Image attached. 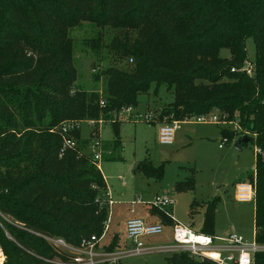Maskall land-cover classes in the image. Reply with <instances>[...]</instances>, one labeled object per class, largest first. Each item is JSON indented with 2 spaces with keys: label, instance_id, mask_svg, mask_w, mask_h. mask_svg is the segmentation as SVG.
Returning <instances> with one entry per match:
<instances>
[{
  "label": "trees",
  "instance_id": "trees-1",
  "mask_svg": "<svg viewBox=\"0 0 264 264\" xmlns=\"http://www.w3.org/2000/svg\"><path fill=\"white\" fill-rule=\"evenodd\" d=\"M82 23L118 31L105 49L129 63L128 70L94 69L96 81L106 78L103 100L73 91L77 74L68 34ZM249 38L255 64L247 73ZM100 43L99 36L91 47L97 52ZM221 49L228 58L219 56ZM161 87L170 99L159 123L218 113L236 119L249 135L255 149L248 174L255 182L254 240L264 245V0H0V212L12 222L0 228L2 264H68L42 237L78 247L101 235L108 209L96 200L106 190L104 179L79 131L73 133L75 150L61 156V138L51 131L63 122L137 109L140 96ZM112 128L119 150V124ZM134 172L161 181L163 167L143 161ZM182 185L178 191L193 188ZM217 205L216 198L206 204L201 233L214 234ZM195 208L193 202L190 212ZM154 210L157 224L172 225ZM120 241L113 236L106 251ZM166 264L213 263L179 253ZM255 264H264V253L256 254Z\"/></svg>",
  "mask_w": 264,
  "mask_h": 264
},
{
  "label": "rangeland",
  "instance_id": "rangeland-1",
  "mask_svg": "<svg viewBox=\"0 0 264 264\" xmlns=\"http://www.w3.org/2000/svg\"><path fill=\"white\" fill-rule=\"evenodd\" d=\"M68 36L73 43V64L77 74L73 91L94 92L103 100L106 78L101 77L96 81L91 70L95 69L96 73H100L111 67L129 69V63L114 60L105 49L120 33L82 23L70 30ZM99 36L100 49L96 52L91 43ZM245 49L247 65L243 70H248L255 64V47L251 38L245 41ZM229 55L226 49L219 51L221 58H228ZM169 99L168 90L164 87L159 88L158 93L151 89L147 95L138 98L140 103L136 111L133 109L129 114L121 113L106 119L93 120V127L85 123L89 120L80 124L79 139L86 143L88 153L95 152L93 146L99 141V170L113 193V199L121 201L110 208V229L100 246L108 245L114 231L118 232L121 241H125L124 224L129 219H139L149 224L160 223V216L155 210L152 211L150 205L157 194H168L172 199L170 214L174 223L190 224L196 232L203 229L206 204L216 198L218 205L214 217V234L223 236L227 233H237L239 231L234 228H241V237L247 242L253 241L251 213L254 202L242 204L234 200L235 184L249 181L248 174L254 170V146L250 143L237 146L243 136L249 135L239 128L236 119L223 126L196 124L195 120L190 119L178 124L171 146H160L157 140L158 129L160 124L166 123V119L159 123L158 118ZM114 122L119 124V150H114L113 147ZM220 130L225 131L227 136L223 137L229 141L221 150L218 148L221 140ZM111 158H121V161H112ZM143 161L150 162L153 167H163L161 181L147 178L137 172L133 174L136 166ZM186 182H191L193 188L178 191L177 187ZM136 201L139 203H134ZM193 202L196 208L190 212ZM239 214L243 215L241 219L237 216ZM143 243L148 248H164L171 245V227L164 225L162 235L145 238ZM169 256L167 253H153L123 257L115 264H166ZM2 259L4 261L0 250V260Z\"/></svg>",
  "mask_w": 264,
  "mask_h": 264
},
{
  "label": "built area",
  "instance_id": "built-area-1",
  "mask_svg": "<svg viewBox=\"0 0 264 264\" xmlns=\"http://www.w3.org/2000/svg\"><path fill=\"white\" fill-rule=\"evenodd\" d=\"M250 69L244 71L250 73ZM91 72L95 73V70L92 69ZM101 105H103L102 102ZM131 112H133V109L128 108L121 111L120 114H129ZM191 119L195 120L196 124H213L220 126L230 124L231 122L228 120L227 116L218 113H210ZM81 123L82 122L74 121L63 122L60 123L55 130L51 131L52 133L57 132L61 138L59 156L65 151L75 150L77 144L73 137V133L79 131ZM85 123H87L88 126H94L91 121ZM178 124L179 122L171 121L160 125L157 134V140L160 146L167 147L173 144ZM237 124H239L238 121ZM228 143L229 141L223 137L220 140L218 148L222 149ZM93 148L95 152L91 153L92 161L99 170L98 162L101 159L99 141L95 142ZM234 200L242 204L254 202L255 182L246 181L236 183L234 186ZM96 202H98L99 205H105L108 209L107 220L103 225V230L99 237L93 235L83 240L78 247L70 246L60 238L42 237L56 254L64 255L68 258V264H115L123 257L141 256L153 253H167L169 255L185 253L193 261H208L213 264H255L256 254L264 253V245L256 243L254 239L251 242H247L243 237L234 233H227L223 236L215 234L207 235L194 231L190 224L183 225L174 223L170 214L173 201L168 194H157L150 205L153 209L162 212L164 216L172 222L170 226L172 235L171 245L164 248H148L143 243V240L148 237L162 235L164 227L160 224L145 223L139 219H129L126 221L124 227L125 241H120L114 251L107 252L105 249L106 246H100V242L106 237L108 225L110 223L109 209L113 205L110 193L108 191L103 192L102 196L98 198ZM134 203H139V201ZM5 224H12V222L0 212V228L3 231H5ZM2 263L3 259L0 260V264Z\"/></svg>",
  "mask_w": 264,
  "mask_h": 264
},
{
  "label": "crops",
  "instance_id": "crops-1",
  "mask_svg": "<svg viewBox=\"0 0 264 264\" xmlns=\"http://www.w3.org/2000/svg\"><path fill=\"white\" fill-rule=\"evenodd\" d=\"M137 109H135V111H136ZM161 125V124H160ZM220 137H221V130H220ZM223 149V148H222ZM221 150V149H220ZM254 161H255V156H254ZM253 168H254V165H253ZM100 171V170H99ZM100 173H101V171H100ZM102 175V174H101ZM103 177V176H102ZM103 179H104V177H103ZM104 182H105V185H106V191L105 192H109L110 193V197H111V201L113 202V205L111 206V207H113L115 204H120L121 203V201H115L114 199H113V193L110 191V189L108 188V185H107V183H106V181H105V179H104ZM102 196V195H101ZM124 195H122V197H123ZM109 212H110V209H109ZM251 215H252V222H253V234H254V236H255V227H254V204H253V208H252V213H251ZM238 217H239V219H241L242 218V214H239V215H237ZM126 223V222H125ZM110 224H111V212H110V223H109V225H108V231H109V229H110ZM152 224H157V223H152ZM125 225V224H124ZM234 230H238L240 233H242L243 232V229H241V228H234ZM107 231V232H108ZM239 232H235L234 234H237V235H240V236H242ZM119 236V234H118V232L117 231H114L112 234H111V237H113V236ZM120 237V236H119ZM119 239H121V238H119Z\"/></svg>",
  "mask_w": 264,
  "mask_h": 264
},
{
  "label": "water",
  "instance_id": "water-1",
  "mask_svg": "<svg viewBox=\"0 0 264 264\" xmlns=\"http://www.w3.org/2000/svg\"><path fill=\"white\" fill-rule=\"evenodd\" d=\"M248 141H249V139H248L247 137H245V136H243V137L241 138V143H243V144H247Z\"/></svg>",
  "mask_w": 264,
  "mask_h": 264
}]
</instances>
